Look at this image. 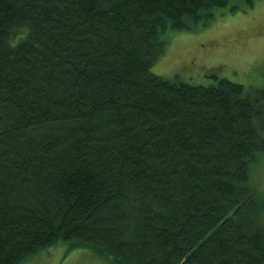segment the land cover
I'll use <instances>...</instances> for the list:
<instances>
[{"label":"trees","instance_id":"16d2710c","mask_svg":"<svg viewBox=\"0 0 264 264\" xmlns=\"http://www.w3.org/2000/svg\"><path fill=\"white\" fill-rule=\"evenodd\" d=\"M254 1L0 0V264H264V86L151 71L167 31Z\"/></svg>","mask_w":264,"mask_h":264},{"label":"rangeland","instance_id":"374dc122","mask_svg":"<svg viewBox=\"0 0 264 264\" xmlns=\"http://www.w3.org/2000/svg\"><path fill=\"white\" fill-rule=\"evenodd\" d=\"M165 39L164 53L151 68L157 75L194 85L228 78L250 89L264 86V0H255L252 6L243 3L235 11L216 10L213 20L192 30H169ZM252 183L264 194V155L253 167ZM67 248L53 246L25 264H115L92 248Z\"/></svg>","mask_w":264,"mask_h":264}]
</instances>
